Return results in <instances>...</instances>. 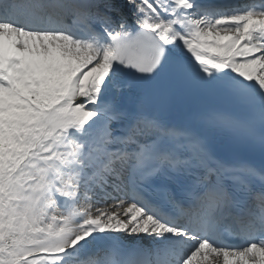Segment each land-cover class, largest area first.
Returning <instances> with one entry per match:
<instances>
[{
	"label": "snow or ice",
	"instance_id": "6c2138e0",
	"mask_svg": "<svg viewBox=\"0 0 264 264\" xmlns=\"http://www.w3.org/2000/svg\"><path fill=\"white\" fill-rule=\"evenodd\" d=\"M0 264H264V0H0Z\"/></svg>",
	"mask_w": 264,
	"mask_h": 264
}]
</instances>
